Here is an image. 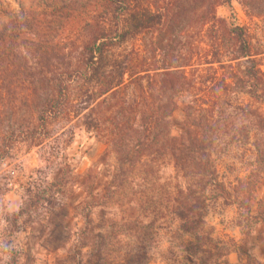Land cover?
<instances>
[{
    "label": "rangeland",
    "instance_id": "1",
    "mask_svg": "<svg viewBox=\"0 0 264 264\" xmlns=\"http://www.w3.org/2000/svg\"><path fill=\"white\" fill-rule=\"evenodd\" d=\"M72 1L76 2L71 3L69 16H63L51 13L55 0H25L43 17L39 34L51 38L47 47L55 54L57 67L75 61L93 33L95 20L115 21L110 10H98L107 0ZM2 2L5 7L0 8V16L9 10L7 3L19 5L18 0ZM196 3L199 5L200 0ZM143 4L140 0L138 5ZM217 15L246 27L264 71V14L251 16L239 0H231L217 7ZM181 19L186 22L182 39L205 31L190 28L188 15ZM143 34L148 35L143 29L139 42ZM130 46L117 48V55ZM27 58L30 69L37 66L32 55ZM197 66V89L187 88L180 98L190 100L208 92L213 75L206 64ZM7 84L0 88V264H76L72 256L78 231L86 228L87 239L94 240L99 232L112 230V221L118 222L114 225L118 231L115 240L120 239L113 241L115 250L109 257L115 260H101L100 264L185 262L184 244L193 240V235L172 232L178 222L173 220L172 199L176 185L183 184L172 163L158 165L150 154L144 155L135 168L126 171L127 182L121 180L123 169L114 178L120 159L117 149L126 127L120 110L123 90L108 95L94 109L91 106L96 102L88 103L80 97L75 113L50 118L49 133L41 127L35 135L26 132L20 134L24 137L21 141L13 142L16 135L11 138V128L30 123L35 114L22 103L29 91L16 87L14 76L7 79ZM154 86L158 99L167 97L169 92L162 93V76ZM91 87L82 81L75 84V90L84 97ZM221 101L224 111L213 114L210 119L216 126L207 128L205 147L210 151L216 180L207 178L203 187H198L204 196L201 232L210 238L209 246L215 252L218 247L230 250L227 264H264V120L257 115L264 103L243 92L229 93ZM183 118L181 111L171 117L172 134L179 133ZM132 123L138 126V116ZM142 251L147 254L140 261H128L130 255L123 257ZM217 259L224 258L214 254L213 261Z\"/></svg>",
    "mask_w": 264,
    "mask_h": 264
},
{
    "label": "trees",
    "instance_id": "2",
    "mask_svg": "<svg viewBox=\"0 0 264 264\" xmlns=\"http://www.w3.org/2000/svg\"><path fill=\"white\" fill-rule=\"evenodd\" d=\"M143 1L141 6L138 5L140 0H107L100 4L98 10H110L114 23L103 18L95 20L91 25L93 33L75 61L63 62L59 67L54 65L55 54L47 47L51 38L39 34L43 17L37 8L27 5L25 0H18V7L7 3L9 10L5 16H0V88L8 86L7 79L14 76L16 87L29 91L22 103L35 114L30 123L12 127L10 136L16 135L13 142L21 141L24 137L20 134L27 132L33 136L41 127L49 133L50 118L75 113L80 97L88 103L96 102L91 106L94 109L108 95L111 97L123 90L120 110L124 112L122 121L126 127L123 143L117 149L120 159L115 164L114 178L117 179L118 171L123 169L125 175L121 180L127 182L126 171L135 168L144 155L150 154L158 165L171 162L183 181L181 186L176 185L172 199L173 220L178 221L172 232L193 235V240L184 244L185 262L180 264H227L226 255L230 250L218 247L215 252L209 246L210 238L201 232L204 196L198 187H203L207 178L216 180V169L205 144L207 128L216 126L210 117L224 111L222 97L243 92L264 103V71L255 57L258 51L254 50L246 27L229 23L217 15V7L231 0H200L199 5L197 0ZM239 1L249 15L264 14V0ZM55 2L51 13L69 16L72 2L76 1ZM2 7L5 4L0 0ZM186 15L190 19L188 26L204 29L203 34L192 33L182 39L180 34L186 22L181 17ZM143 29L148 35L143 34L139 42ZM129 43L128 51L117 55L116 49ZM27 55H32L37 68H29ZM199 63L206 64L213 75L208 92L190 100L180 98L179 94L187 88L190 87L189 91L197 89ZM160 76L165 85L162 93H169L166 98L158 99L154 85ZM79 81L92 86L87 97L75 90ZM16 106V102L13 103L11 112H16ZM8 110L10 112L9 107ZM178 111L183 113V123L179 133L172 134L171 117ZM257 115L263 121L264 109H259ZM135 116H138L137 127L132 123ZM245 205L248 206L247 201ZM112 223V230L99 232L97 239L90 241L86 228L78 231L72 256L76 264L115 260L109 257L115 250L113 241L120 239L115 240L118 231L114 230V225L118 222ZM87 245L89 248L84 252ZM146 254L145 251L125 253L123 257L130 255L128 261H140ZM214 254L224 259L213 261Z\"/></svg>",
    "mask_w": 264,
    "mask_h": 264
}]
</instances>
